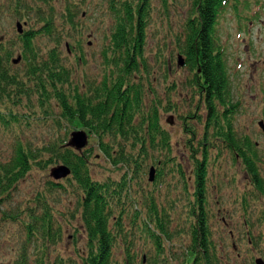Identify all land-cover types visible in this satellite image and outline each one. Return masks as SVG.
<instances>
[{
  "label": "trees",
  "instance_id": "obj_1",
  "mask_svg": "<svg viewBox=\"0 0 264 264\" xmlns=\"http://www.w3.org/2000/svg\"><path fill=\"white\" fill-rule=\"evenodd\" d=\"M243 2L100 0L95 19L113 23L103 45L104 75L95 81L75 80L73 66L78 61L83 65L85 56L76 57L74 64L69 62L71 58L74 61L72 42H77L81 34L78 27L91 0H5L3 5L0 2V16L7 5L17 21L28 26L22 33L17 31L21 51L16 59L18 65L24 64L22 75L12 65V51L5 50L0 42V101L15 97L14 103L18 104L23 97L30 102L33 98L32 104L43 110L45 119L51 118L58 129V139L51 144L39 148L19 141L10 161L0 162V209L12 205L20 182L37 166L44 171L52 165L50 173L66 166L71 173L60 181L48 177V190H65L67 183L74 187L70 193L74 192L86 234L85 247L76 248L71 255H52V248L62 240L53 212V204L58 202L50 199L47 192H38L29 208L1 212V220L21 224L20 232L26 234L19 244L15 264H244V257L247 264H257L259 259L264 262V211H255L251 204L264 196L262 161L256 144L248 137L239 138L232 126L231 117L238 103L228 88L225 48L218 35L221 15L228 7L237 9ZM58 3L66 4L61 13L57 12ZM35 12L37 19L29 26L28 16ZM174 13L178 14L181 27L175 35L176 43L171 38L173 48L159 45L150 59L146 47L151 39L155 40L157 20H170ZM167 37L165 34L157 43L167 44ZM41 39L52 44L46 51L40 47ZM168 52L172 58L178 54V68L187 66L192 72L187 86L206 109L205 117L198 108L190 115L202 124L200 144L195 142L199 128L189 121L182 124L189 155L193 156L192 174L186 173L171 134L160 122V110L168 109L151 84L152 77H159L155 75L158 71L169 80L164 67ZM25 79L32 85L26 84ZM175 85L173 82L166 86V91H175ZM56 107L58 115H54ZM17 114L10 108L0 111V122L15 120ZM186 119L184 116L182 120ZM62 129L65 135H61ZM79 131L86 134V145L81 149L68 146V133L72 132V137ZM94 140L113 167L125 169L119 180H112L111 176L104 181L95 179L89 162ZM218 142L240 159L239 164L253 185L239 197L236 209H240L241 217L235 228H227L224 217L225 234L219 229L220 236H214L211 223L216 214L211 209L214 199L208 193L207 175L209 151ZM47 154L44 160H35ZM163 167H168L167 171ZM165 172L178 180L166 183L162 191ZM217 204L221 205V201ZM237 230L241 236L236 238Z\"/></svg>",
  "mask_w": 264,
  "mask_h": 264
},
{
  "label": "rangeland",
  "instance_id": "obj_2",
  "mask_svg": "<svg viewBox=\"0 0 264 264\" xmlns=\"http://www.w3.org/2000/svg\"><path fill=\"white\" fill-rule=\"evenodd\" d=\"M99 1L91 0V3L88 5L89 8H86L85 16L80 21L81 27H78L81 34L77 37V42H72L75 45L72 56H75V58H73V62L72 58L70 61L68 59L70 64L75 63L76 57L83 58L85 56L86 60L83 65L78 61L73 66L76 72L75 80L90 79L95 81L100 80L102 75H104L102 66L103 45L110 34L113 21L106 20L103 23L95 19V17H98L97 14L99 15ZM0 2L3 5L5 0H1ZM65 5L58 3L56 5L57 12L61 13ZM7 7V5H4L2 8L4 13L0 16V42L4 45L5 50L9 49L12 51V65L16 66L15 70L18 74L22 75L24 64H15V59L18 58L21 51L18 46L19 33L17 32V24L18 22L20 24L22 22L17 21L18 19ZM157 12V9L153 13L151 12L152 19L156 16ZM37 16V12L28 16L30 18L29 26L35 23ZM157 21L156 26L159 31L157 29L156 34H154L155 40H152L150 36L151 40L146 47V56H149L150 59L158 51L157 47L159 45H165L170 49L173 48L172 42L176 43L175 35L181 30L178 24L180 20H178L177 13H174V17L171 16L170 20ZM21 25L23 31H25L27 23H22ZM165 34H168L167 44H158L157 40ZM218 35L222 47L225 48L227 78L229 81L228 88L233 95V100L238 103V109L233 113V117H231L232 126L239 138L248 137L256 144L262 161L260 168L264 176V133L260 125H264V0H244L243 3L237 6V9L231 6L228 7L219 19ZM41 40H38L41 44L40 47L43 51H46L52 44L50 42L47 43L45 39ZM64 45L65 43H63L62 49L64 56H66ZM167 54L168 58L164 63V67H166V72L169 73V80L167 81L165 75L157 70L158 72L155 75L159 77H152L151 84L155 87V92L161 100V104L168 109L165 111L160 110V122L164 129L171 134V142L174 145V150L177 152V158L186 168V173L192 174L194 165L192 162L193 156L189 155L182 124L189 121L190 124L199 128V136L195 142L200 144L204 133L203 129L200 128L202 124L194 116L190 117V115H193L192 113L196 112L198 108L201 110L200 115L202 116L206 109L198 102L197 95L192 96L193 89L187 86L189 79L192 77V72L189 71L187 66L178 68L177 53L174 54L173 58L169 52ZM173 82L174 85L176 84L174 87L175 91H166V86H170ZM25 83L32 85L33 82L29 83L25 79ZM11 99L6 100L4 98L2 101L5 104L0 101L1 112H5L7 108H10L18 113L15 120L9 119L8 121L0 122V162L2 163L10 161L16 144L19 141H22L23 145L31 144L32 146L43 148L58 139L56 138L58 129L53 125V120L51 118L45 119V115L43 114L45 112L37 107L35 103L32 104L34 102L33 98L30 102L27 97H23L18 104L14 103L15 97ZM169 107H172V110H169ZM54 112V115H58L59 110L57 107ZM184 116L187 117L186 120H182ZM205 116L206 113L204 114ZM40 118L42 119L40 120ZM72 132H69L67 139H65L68 142V146L71 142L69 139L72 138ZM60 133L61 135H65L63 129ZM93 146V155L89 162L95 179L104 181L108 176H111L113 177L112 180H119L122 174H125V169L122 166H120L122 167L120 169L113 167L101 155L95 140ZM217 146H219V142L213 145L214 150L210 149L209 151L211 160L207 175L208 193L214 199L211 201V209L216 214L215 219L211 223L214 229V236H220L219 229L225 234L224 217L228 222V226L226 227L231 228L230 225H232L235 228L234 225L239 222L241 217L240 209H236L239 205V197L244 190L253 185L251 178L245 175L242 165L239 164L240 159L233 157L232 152L222 148L223 146ZM47 157L48 154L39 155L35 160H44ZM52 167L51 165L44 171H41L39 166L33 169L20 182L19 191L13 196L12 205L9 207L4 206L0 209V264H15L19 252V244L23 240L22 236H26L23 230L20 232L21 224L1 220L2 210L9 208V211H14L18 210L19 207L21 209L29 208L38 192H47L50 199L58 202L53 204V212L56 215L54 219L57 221L55 222V226L60 227L62 240L52 248V255H71L76 248L85 247L86 234L81 223L82 216L80 210L76 209L74 192L70 193L74 191V187L67 183L65 190L59 188L50 189L49 191L48 177L52 179L49 175ZM167 169L168 167H165V169L163 167V170L167 171ZM166 173L162 175V186H164L161 189L162 191L165 190L166 183H175L178 180L177 178L174 180L171 174L166 175ZM147 181L148 175L145 182ZM189 188L191 190V185ZM217 201H221V205H216ZM251 204L255 208V211H264V196H260L256 202L251 201ZM39 213H41V210ZM58 213L63 214L59 216L57 215ZM22 218L27 219L23 216ZM182 223L187 226L184 221ZM261 230L262 228L257 231ZM235 233L237 235L236 238L241 236L238 234V230ZM262 247H264V244H262ZM243 255L245 254L243 253ZM241 261L247 264L245 257Z\"/></svg>",
  "mask_w": 264,
  "mask_h": 264
},
{
  "label": "water",
  "instance_id": "obj_3",
  "mask_svg": "<svg viewBox=\"0 0 264 264\" xmlns=\"http://www.w3.org/2000/svg\"><path fill=\"white\" fill-rule=\"evenodd\" d=\"M17 28L19 33H22V25L20 23L17 24ZM19 60H16V63H18ZM182 64V61H180ZM261 127L263 128L264 131V125L260 124ZM87 143V137L86 134L79 131L76 133L72 134V138H71V142L70 144L77 148V149H81L83 148ZM71 173L70 169L67 168L66 166H60L58 168H54L52 169L50 176L55 179V180H60V179H64L66 178L69 174ZM150 180L153 181L154 180V171L151 172L150 174ZM257 264H264V262L262 260H257L256 262Z\"/></svg>",
  "mask_w": 264,
  "mask_h": 264
}]
</instances>
